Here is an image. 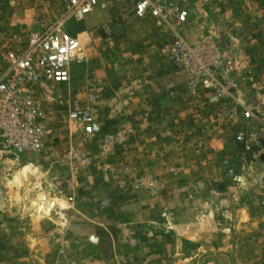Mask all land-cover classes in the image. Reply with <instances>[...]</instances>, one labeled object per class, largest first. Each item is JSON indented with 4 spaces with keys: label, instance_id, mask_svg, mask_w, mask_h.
I'll use <instances>...</instances> for the list:
<instances>
[{
    "label": "rangeland",
    "instance_id": "obj_1",
    "mask_svg": "<svg viewBox=\"0 0 264 264\" xmlns=\"http://www.w3.org/2000/svg\"><path fill=\"white\" fill-rule=\"evenodd\" d=\"M52 1L53 18L57 15V22L67 18L64 23L66 31L79 39L87 57L82 66L72 65L71 82L67 87L55 89L57 98L84 100V92L92 80L97 86L96 101L99 93L104 95L110 88H115L110 87L107 76L114 75L117 88H123L126 80L122 81L120 75L141 69L149 71L148 68H153L154 55L166 62L163 68L172 65L169 59L170 31L159 21L135 18L132 0L113 2L108 10L96 11L82 22L67 17L66 0ZM168 1L172 5L178 2ZM187 8V21L180 34L189 43H213L220 51L234 85L232 99L225 106L228 119L222 118L223 107L212 102L206 93L199 96L203 97L198 101L202 106L197 105L196 109L208 111H199V114L215 117L216 136L226 135L228 140L246 130L240 116L243 109H250L264 126V0H188ZM20 43L0 46V68L2 54L17 49ZM95 101L90 107L98 119ZM47 113L51 133L40 155H0V226L4 221L11 224L12 219L20 216L34 215L36 219L55 221L53 226L68 234L67 254L61 252L64 264H88L94 260L101 264H231L232 261L234 264H264V253L255 255L254 248L243 240L240 247L250 249L242 256L228 260L213 256L210 262L204 261L202 256H192L194 244L182 238L189 234L187 228L213 227L209 224L201 226V218L191 221L189 215H182L179 224L184 228V234L181 232V238L176 236L178 220L173 215L176 212L170 210L143 208V215L146 213L158 222H146V225L128 222L131 217L139 219V204L134 201L136 195L156 198L163 190L162 177L140 167L139 157L147 150L145 145L124 143V130L106 128L87 144H81V127L69 124L64 110L53 107ZM99 123L104 124V120ZM202 131L205 132L206 128ZM188 133L183 135L186 140L191 137ZM107 139H112L113 144H107ZM163 143L165 140L152 148L158 145L159 150ZM69 147L80 149L91 159L90 164L82 169L62 165L59 160ZM242 151L248 155L264 149ZM167 152L169 157L162 165L175 167L176 159H171V152ZM24 167H29L27 174L17 177ZM231 169L237 175V168ZM170 177L174 181L175 177ZM145 180L155 182V191L141 186V181ZM181 187L182 197L175 200L180 207L192 201L189 184ZM48 202L51 203L50 209L46 206ZM59 202L64 205L60 206ZM259 204L263 207L261 202ZM222 218L228 221L225 213ZM203 221L206 223L205 219ZM101 224H106L109 229L101 231L98 227ZM218 229L221 235H229L228 222ZM141 230L144 234L140 233ZM96 237H101V246L96 244ZM79 252L81 257L77 254Z\"/></svg>",
    "mask_w": 264,
    "mask_h": 264
},
{
    "label": "crops",
    "instance_id": "obj_2",
    "mask_svg": "<svg viewBox=\"0 0 264 264\" xmlns=\"http://www.w3.org/2000/svg\"><path fill=\"white\" fill-rule=\"evenodd\" d=\"M57 20V15L53 18L52 0H0V46L23 42ZM172 65L163 68L166 62L154 55L153 68H148L149 71L141 69L120 75L122 81L126 80L123 88H117L114 75H109L106 78L110 80V87L115 88H108L104 95L99 93L95 101L99 116L98 119L94 116L98 133L103 128L124 130V143H139L147 148L144 151L146 155L143 153L139 157L140 167L162 177L163 190L156 198L145 194L135 196L134 201L140 209L139 219L131 217L128 222L146 225V222L158 220L151 219L146 213L143 215V208L170 210L176 212L173 214L178 220L176 236L181 238L184 228L179 224L180 217L187 214L191 221L201 218V226H213L187 228L189 234L182 239L194 244L192 256H202L209 262L213 256L226 260L235 258L250 249L240 247L242 240L254 248L255 255H261L264 253V206L259 202L264 203V189L256 185V180L264 172V151L245 155L233 138L228 140L226 135L216 136L215 117L202 116L199 111L208 110L196 109L197 105L199 108L202 106L198 101L203 97L199 96L204 95L201 93L193 98L187 89L188 73ZM101 118L104 124L99 123ZM205 128L206 131L201 133L200 130ZM183 130L191 135L187 140ZM164 140L159 150L158 145L152 148ZM167 151L171 152V159H176V168L162 165L169 157ZM225 161H229L231 168H237L236 178L232 181L228 180ZM170 176L175 177V183ZM187 184L192 201L180 207L175 200L182 197L179 191ZM224 213L228 221L223 220ZM224 222H228L229 235H221L218 229ZM4 224L0 226V264H64L61 252L67 254L68 234L53 226L55 221L36 219L33 215L16 217L11 224L6 221ZM98 227L101 231L109 229L106 224ZM140 233L144 234L143 230ZM95 240L97 245H102L101 237ZM77 254L82 255L81 252ZM88 264L101 263L94 260Z\"/></svg>",
    "mask_w": 264,
    "mask_h": 264
},
{
    "label": "built area",
    "instance_id": "obj_3",
    "mask_svg": "<svg viewBox=\"0 0 264 264\" xmlns=\"http://www.w3.org/2000/svg\"><path fill=\"white\" fill-rule=\"evenodd\" d=\"M120 0H66L67 17L82 22L96 11H105ZM137 19L149 18L165 25L171 33L170 62L189 75L187 89L192 96L206 93L223 107L221 116L228 119L225 106L232 99L234 88L230 72L218 48L210 41L189 43L180 34L188 17V0L172 5L168 0H132ZM67 18L34 33L15 50L2 54L0 68V155H40L50 135L47 110L53 107L66 112L69 124L81 127V144H87L98 133L90 104L95 101L97 86L90 81L85 99L57 98L55 89L71 82L72 65L87 62L79 39L66 31ZM241 120L246 130L235 135L233 141L245 151L264 149V126L250 109H243ZM250 127V129H249ZM107 139V144H113ZM59 162L74 169H82L91 159L78 148H67ZM228 176L235 172L224 162ZM264 189V173L257 179ZM148 191H155L154 181H141ZM264 206V203L261 202Z\"/></svg>",
    "mask_w": 264,
    "mask_h": 264
},
{
    "label": "bare ground",
    "instance_id": "obj_4",
    "mask_svg": "<svg viewBox=\"0 0 264 264\" xmlns=\"http://www.w3.org/2000/svg\"><path fill=\"white\" fill-rule=\"evenodd\" d=\"M29 171V167H24L21 169V171L17 174V177H22V176H25L27 174V172ZM26 200V199H25ZM50 202H48V204L46 203V206H47V209H50L51 206H50ZM59 205L62 206L64 205L63 203L59 202Z\"/></svg>",
    "mask_w": 264,
    "mask_h": 264
},
{
    "label": "trees",
    "instance_id": "obj_5",
    "mask_svg": "<svg viewBox=\"0 0 264 264\" xmlns=\"http://www.w3.org/2000/svg\"><path fill=\"white\" fill-rule=\"evenodd\" d=\"M228 180H229V181H232V177H229V176H228Z\"/></svg>",
    "mask_w": 264,
    "mask_h": 264
}]
</instances>
